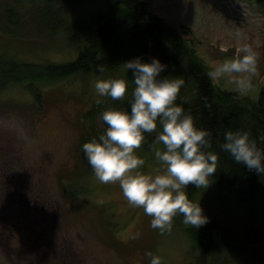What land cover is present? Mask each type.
Instances as JSON below:
<instances>
[{
	"label": "rangeland",
	"instance_id": "rangeland-1",
	"mask_svg": "<svg viewBox=\"0 0 264 264\" xmlns=\"http://www.w3.org/2000/svg\"><path fill=\"white\" fill-rule=\"evenodd\" d=\"M110 1L80 0L67 10L77 17L107 9ZM43 4L0 0V55L38 63L77 56L64 32L48 28L59 15ZM194 42L210 68L237 52L213 40ZM98 78L107 77L78 74L45 83L41 107L21 85L0 92V264H150L148 252L159 255L162 264H252L236 253L227 263L218 252L201 253L185 234L182 216L174 218L170 234L161 235L151 227V217L128 204L118 184L96 180L78 144L86 130L84 114L98 98ZM216 84L237 92L227 79ZM253 85L246 95L255 98L264 88L258 57ZM137 155L145 161L141 171L155 175L159 165L151 150L140 148ZM209 180L191 200L207 218L225 220L229 198Z\"/></svg>",
	"mask_w": 264,
	"mask_h": 264
},
{
	"label": "trees",
	"instance_id": "trees-1",
	"mask_svg": "<svg viewBox=\"0 0 264 264\" xmlns=\"http://www.w3.org/2000/svg\"><path fill=\"white\" fill-rule=\"evenodd\" d=\"M42 2L48 12L58 13L59 22L48 26L50 31L65 33L68 43L78 48L74 58L64 62L22 60L13 55H0V92L11 85H21L38 106H42L43 85L72 75L86 74L123 78L133 88L131 70L124 63L142 58L151 62L158 58L166 65L160 78L184 81L176 103L190 113L196 126L211 133V149L218 156L217 172L210 177L218 191L227 193V218L208 217L200 228L187 226L189 236L201 253L218 252L227 263L230 255L239 254L252 264H264V175L237 164L224 152V134L231 130L247 132L257 147L264 150V88L255 98L240 95L213 84L207 76L211 69L198 55L197 36L190 27L164 19L153 13L151 0H111L107 9H96L74 17L67 8L80 0H23ZM14 11L8 8L7 18L13 23ZM106 68L97 71L98 65ZM105 78V79H107ZM101 99L102 103L97 104ZM130 95L124 101L98 98L86 110V130L78 144L79 155L87 160L83 145L106 130L101 114L107 108L130 112ZM98 119L101 120L102 125ZM154 135L145 134L142 149L151 150ZM82 159V160H83ZM69 190V189H67ZM198 188L186 190L189 198ZM70 196H75L71 190ZM235 254V255H236Z\"/></svg>",
	"mask_w": 264,
	"mask_h": 264
},
{
	"label": "clouds",
	"instance_id": "clouds-1",
	"mask_svg": "<svg viewBox=\"0 0 264 264\" xmlns=\"http://www.w3.org/2000/svg\"><path fill=\"white\" fill-rule=\"evenodd\" d=\"M166 65L158 58L144 62L135 58L124 63L131 70L133 88L123 78H98L96 94L112 101H124L130 95V112L107 108L101 114L106 130L83 145V152L96 180L101 184L120 187L123 197L134 208L151 217L150 225L161 235L171 233L174 218L182 216V223L200 228L208 223L200 203H194L186 189L193 185L207 189L209 178L217 172L218 156L211 149V133L196 126L190 113L176 103L181 79L160 78ZM97 71L104 73L103 64ZM257 74V53L250 47L237 49L234 57L225 58L207 72L213 84L227 79L241 94H249L253 77ZM102 100L98 99L97 104ZM145 134L154 135L151 152L159 165L155 175L144 174L145 161L137 150L145 142ZM221 149L237 164L264 175V150L257 147L242 130L227 131ZM150 264H162L159 255L146 254Z\"/></svg>",
	"mask_w": 264,
	"mask_h": 264
},
{
	"label": "water",
	"instance_id": "water-1",
	"mask_svg": "<svg viewBox=\"0 0 264 264\" xmlns=\"http://www.w3.org/2000/svg\"><path fill=\"white\" fill-rule=\"evenodd\" d=\"M153 13L190 27L202 40L250 47L264 72V0H151Z\"/></svg>",
	"mask_w": 264,
	"mask_h": 264
},
{
	"label": "crops",
	"instance_id": "crops-1",
	"mask_svg": "<svg viewBox=\"0 0 264 264\" xmlns=\"http://www.w3.org/2000/svg\"><path fill=\"white\" fill-rule=\"evenodd\" d=\"M195 35V34H194ZM196 36V35H195ZM199 38V37H198ZM213 41H215V40H213Z\"/></svg>",
	"mask_w": 264,
	"mask_h": 264
},
{
	"label": "flooded vegetation",
	"instance_id": "flooded-vegetation-1",
	"mask_svg": "<svg viewBox=\"0 0 264 264\" xmlns=\"http://www.w3.org/2000/svg\"><path fill=\"white\" fill-rule=\"evenodd\" d=\"M231 49V48H230Z\"/></svg>",
	"mask_w": 264,
	"mask_h": 264
}]
</instances>
